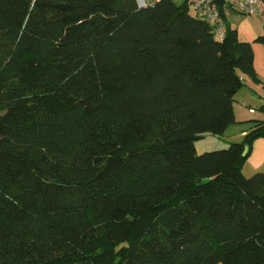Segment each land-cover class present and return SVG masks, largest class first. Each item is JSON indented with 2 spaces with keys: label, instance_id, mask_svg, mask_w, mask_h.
Instances as JSON below:
<instances>
[{
  "label": "trees",
  "instance_id": "trees-1",
  "mask_svg": "<svg viewBox=\"0 0 264 264\" xmlns=\"http://www.w3.org/2000/svg\"><path fill=\"white\" fill-rule=\"evenodd\" d=\"M243 76L252 44L185 4L0 0V264H264V120L196 148Z\"/></svg>",
  "mask_w": 264,
  "mask_h": 264
},
{
  "label": "crops",
  "instance_id": "crops-1",
  "mask_svg": "<svg viewBox=\"0 0 264 264\" xmlns=\"http://www.w3.org/2000/svg\"><path fill=\"white\" fill-rule=\"evenodd\" d=\"M227 26L237 30L239 40L241 42L251 43L254 52V67L260 79L255 83L249 77L243 76L245 85L239 90L235 96L234 113L236 123L231 125L224 136L225 143L243 142L247 134L254 126V122L264 120V43L258 41L264 38V21L257 15L242 16L230 9L226 11ZM197 152L203 153L207 150V146H201V150ZM249 147V146H248ZM257 172H264V138H259L249 147V156L243 167V173L251 176Z\"/></svg>",
  "mask_w": 264,
  "mask_h": 264
},
{
  "label": "built area",
  "instance_id": "built-area-1",
  "mask_svg": "<svg viewBox=\"0 0 264 264\" xmlns=\"http://www.w3.org/2000/svg\"><path fill=\"white\" fill-rule=\"evenodd\" d=\"M138 2L141 7L148 5L147 2ZM183 4L195 18L209 25L219 41L224 40L227 33V9L242 16L257 15L264 21V0H184Z\"/></svg>",
  "mask_w": 264,
  "mask_h": 264
},
{
  "label": "rangeland",
  "instance_id": "rangeland-1",
  "mask_svg": "<svg viewBox=\"0 0 264 264\" xmlns=\"http://www.w3.org/2000/svg\"><path fill=\"white\" fill-rule=\"evenodd\" d=\"M155 0H140V3L147 2L149 5H152ZM177 5H182L184 0H176L174 1ZM201 146H207V150L215 151V150H223L228 148L230 145L225 143L224 138H217L212 135H208L204 138L203 141L197 143L198 150L200 151Z\"/></svg>",
  "mask_w": 264,
  "mask_h": 264
},
{
  "label": "water",
  "instance_id": "water-1",
  "mask_svg": "<svg viewBox=\"0 0 264 264\" xmlns=\"http://www.w3.org/2000/svg\"><path fill=\"white\" fill-rule=\"evenodd\" d=\"M248 151H249V147L246 146V147H245V151H244V155H247Z\"/></svg>",
  "mask_w": 264,
  "mask_h": 264
}]
</instances>
